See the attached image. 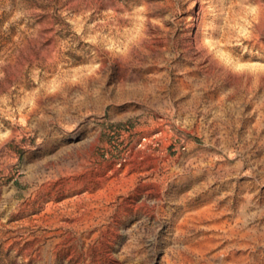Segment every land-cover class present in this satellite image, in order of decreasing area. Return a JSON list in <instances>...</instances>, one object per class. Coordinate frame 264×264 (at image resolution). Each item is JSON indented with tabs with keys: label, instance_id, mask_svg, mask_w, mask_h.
I'll return each mask as SVG.
<instances>
[{
	"label": "rangeland",
	"instance_id": "1",
	"mask_svg": "<svg viewBox=\"0 0 264 264\" xmlns=\"http://www.w3.org/2000/svg\"><path fill=\"white\" fill-rule=\"evenodd\" d=\"M0 264H264V0H0Z\"/></svg>",
	"mask_w": 264,
	"mask_h": 264
},
{
	"label": "built area",
	"instance_id": "2",
	"mask_svg": "<svg viewBox=\"0 0 264 264\" xmlns=\"http://www.w3.org/2000/svg\"><path fill=\"white\" fill-rule=\"evenodd\" d=\"M130 129H131L130 126L127 125L121 127L120 131L124 133L130 131ZM162 132H163L162 129H157L151 135H143L140 139V142L138 143V147L144 146L147 141H152L156 143L158 139H160V136L163 134ZM174 141L178 142V143H174L175 145L174 149L177 150L178 152L182 150H186L188 148L189 143L185 140L184 136L176 137Z\"/></svg>",
	"mask_w": 264,
	"mask_h": 264
},
{
	"label": "crops",
	"instance_id": "3",
	"mask_svg": "<svg viewBox=\"0 0 264 264\" xmlns=\"http://www.w3.org/2000/svg\"><path fill=\"white\" fill-rule=\"evenodd\" d=\"M252 133H255L254 131Z\"/></svg>",
	"mask_w": 264,
	"mask_h": 264
}]
</instances>
